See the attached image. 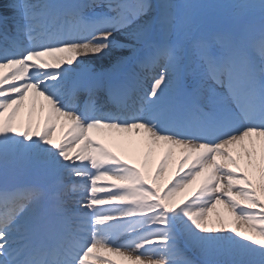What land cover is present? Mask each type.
I'll return each instance as SVG.
<instances>
[{
    "label": "snow or ice",
    "instance_id": "1",
    "mask_svg": "<svg viewBox=\"0 0 264 264\" xmlns=\"http://www.w3.org/2000/svg\"><path fill=\"white\" fill-rule=\"evenodd\" d=\"M110 257L264 264V0L0 3V264Z\"/></svg>",
    "mask_w": 264,
    "mask_h": 264
},
{
    "label": "rangeland",
    "instance_id": "2",
    "mask_svg": "<svg viewBox=\"0 0 264 264\" xmlns=\"http://www.w3.org/2000/svg\"><path fill=\"white\" fill-rule=\"evenodd\" d=\"M39 104H40V100H37L33 115L30 117L29 112L31 110V104L29 100H26L24 104L20 107L19 113L17 114V120L21 122H27L30 118L33 121L39 118L42 115L39 110ZM60 135H61V130L58 128L54 139L59 140ZM89 135L93 136L94 139L100 140L101 143L105 144L106 147H108L111 151L115 152L122 159H128L129 162L137 163V166H139L140 157L137 155H134L133 150L130 146L118 145L112 142L111 140L107 139L105 133H104V136H101V137H99L98 133H90ZM178 155H179L178 152L174 153V158L178 157ZM156 158H158V154H157V157H152L151 159L154 162ZM174 170H175V167L173 165V168L169 171L168 174L171 175V173ZM110 258L116 260L117 264H122L121 258L119 257H110Z\"/></svg>",
    "mask_w": 264,
    "mask_h": 264
},
{
    "label": "bare ground",
    "instance_id": "3",
    "mask_svg": "<svg viewBox=\"0 0 264 264\" xmlns=\"http://www.w3.org/2000/svg\"><path fill=\"white\" fill-rule=\"evenodd\" d=\"M0 3H2L4 6L7 5V0H0Z\"/></svg>",
    "mask_w": 264,
    "mask_h": 264
}]
</instances>
